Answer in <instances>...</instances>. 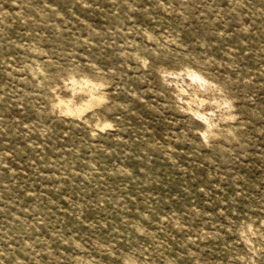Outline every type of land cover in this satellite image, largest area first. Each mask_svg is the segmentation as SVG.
Segmentation results:
<instances>
[{
	"label": "rangeland",
	"instance_id": "374dc122",
	"mask_svg": "<svg viewBox=\"0 0 264 264\" xmlns=\"http://www.w3.org/2000/svg\"><path fill=\"white\" fill-rule=\"evenodd\" d=\"M0 264H264V0H0Z\"/></svg>",
	"mask_w": 264,
	"mask_h": 264
},
{
	"label": "bare ground",
	"instance_id": "6f19581e",
	"mask_svg": "<svg viewBox=\"0 0 264 264\" xmlns=\"http://www.w3.org/2000/svg\"><path fill=\"white\" fill-rule=\"evenodd\" d=\"M191 74H192V77H193V78H195V79H197V80H201V77H200L197 73H195V72H191Z\"/></svg>",
	"mask_w": 264,
	"mask_h": 264
}]
</instances>
